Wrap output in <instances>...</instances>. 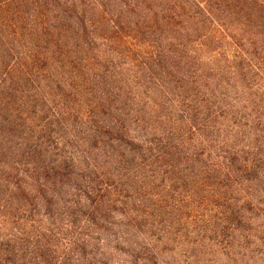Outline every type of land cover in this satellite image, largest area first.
Instances as JSON below:
<instances>
[{"label":"rangeland","instance_id":"obj_1","mask_svg":"<svg viewBox=\"0 0 264 264\" xmlns=\"http://www.w3.org/2000/svg\"><path fill=\"white\" fill-rule=\"evenodd\" d=\"M248 10L0 9V251L37 264H264V78L250 61L264 25Z\"/></svg>","mask_w":264,"mask_h":264},{"label":"trees","instance_id":"obj_2","mask_svg":"<svg viewBox=\"0 0 264 264\" xmlns=\"http://www.w3.org/2000/svg\"><path fill=\"white\" fill-rule=\"evenodd\" d=\"M23 2L24 0H0V9H6L9 5L13 3ZM34 3V6H38L40 9H44L47 6H55L58 0H31ZM243 0H236V2H241ZM248 2V12L251 16L255 17L258 22L264 25V10H262L257 5L253 4V1L246 0ZM264 2V1H262ZM3 21L6 22L5 17H1ZM13 34H16L15 32ZM0 57H4L3 49L0 48ZM251 66L254 67L264 78V52L262 56H253L250 58ZM243 68V67H241ZM242 70V69H241ZM10 85L7 86L8 89H11L13 85L10 81ZM13 87V86H12ZM6 91V88L4 92ZM32 255L27 250H18L16 247H7L0 251V264H37L31 260Z\"/></svg>","mask_w":264,"mask_h":264}]
</instances>
